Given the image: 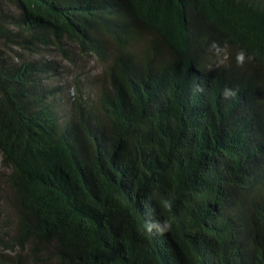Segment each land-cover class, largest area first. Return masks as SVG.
Wrapping results in <instances>:
<instances>
[{"label": "trees", "instance_id": "1", "mask_svg": "<svg viewBox=\"0 0 264 264\" xmlns=\"http://www.w3.org/2000/svg\"><path fill=\"white\" fill-rule=\"evenodd\" d=\"M0 166V264H264V0H0Z\"/></svg>", "mask_w": 264, "mask_h": 264}, {"label": "rangeland", "instance_id": "2", "mask_svg": "<svg viewBox=\"0 0 264 264\" xmlns=\"http://www.w3.org/2000/svg\"><path fill=\"white\" fill-rule=\"evenodd\" d=\"M66 49L72 59L64 56L62 52L53 50V48L42 50L36 54V57H44L54 62L57 70H51V77L47 83L53 87L61 85V89L57 91L55 103L59 110L66 109L70 113L77 94L75 79L78 78V80L84 82L85 92H91L94 87L99 85L97 79L101 75L103 65L94 56L80 53L72 43L68 42Z\"/></svg>", "mask_w": 264, "mask_h": 264}, {"label": "clouds", "instance_id": "3", "mask_svg": "<svg viewBox=\"0 0 264 264\" xmlns=\"http://www.w3.org/2000/svg\"><path fill=\"white\" fill-rule=\"evenodd\" d=\"M224 95H229V91L226 89ZM167 206V205H166ZM152 227H155L158 232L166 231L169 227L167 221L154 222L148 225V230L151 231Z\"/></svg>", "mask_w": 264, "mask_h": 264}]
</instances>
